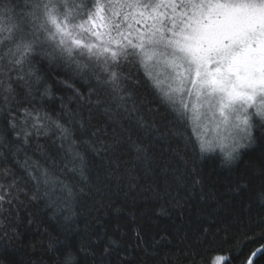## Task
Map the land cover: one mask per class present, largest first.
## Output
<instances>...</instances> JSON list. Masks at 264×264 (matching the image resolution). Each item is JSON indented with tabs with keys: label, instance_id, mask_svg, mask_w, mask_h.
I'll use <instances>...</instances> for the list:
<instances>
[{
	"label": "snow or ice",
	"instance_id": "snow-or-ice-1",
	"mask_svg": "<svg viewBox=\"0 0 264 264\" xmlns=\"http://www.w3.org/2000/svg\"><path fill=\"white\" fill-rule=\"evenodd\" d=\"M43 65L68 74L60 83L75 108L63 96L55 115L46 107L54 92ZM141 76L152 99L138 92ZM77 79L89 85L87 95L74 86ZM161 107L167 122L157 119ZM93 113L104 119L93 123ZM258 143L264 0H0V240L17 233L22 195L48 208L81 194L107 196L118 174L126 173L131 187L138 168L153 172L150 149L157 146L170 158L160 171L171 170L191 190L203 180L195 161L189 169V152L203 159L219 148L231 168ZM90 157L99 160L94 177ZM255 168L264 178V154ZM248 189L247 182L230 188L238 195ZM169 194L166 187L157 195ZM254 195L264 202V187ZM236 223L246 229L244 239L259 244L241 264H264V215L237 216ZM210 235L204 228L194 243ZM104 239L81 238L85 264H131L119 241ZM185 239L173 245L161 237L153 264H203ZM163 241L167 251L156 248ZM55 244L49 239V250ZM226 259L216 255L212 264ZM60 264H79L76 252H65Z\"/></svg>",
	"mask_w": 264,
	"mask_h": 264
},
{
	"label": "trees",
	"instance_id": "trees-1",
	"mask_svg": "<svg viewBox=\"0 0 264 264\" xmlns=\"http://www.w3.org/2000/svg\"><path fill=\"white\" fill-rule=\"evenodd\" d=\"M43 68L46 80L54 92L53 98L45 101L46 107L55 115L60 111L58 98L63 96L65 102L75 108L76 102L67 99L72 95L71 90L60 83L68 78V74H57L56 70L49 69L47 65H43ZM131 71L136 73L135 69ZM140 80L139 94L152 99L142 76ZM74 86L87 95V83L77 79ZM103 119L99 113H93V123ZM157 119L167 122L171 116L161 107ZM150 151L155 155V170L145 174L142 167L138 168V179L131 187L126 173L123 179L118 174L111 180L107 196L81 194L74 200L69 199L66 205L48 208L43 202H33L22 195L24 203L20 205L17 233L13 235L9 232V238L0 240V264H60L68 250L76 252L79 264H85L79 247L81 238L86 234L91 236L90 243L96 236L104 237V243L107 237L116 239L120 244L121 255H127L131 264H139L141 257L146 264H153V245L164 236L173 245L186 237L184 244L193 245L198 258L203 259V264H212L216 255L228 257L221 264H241L245 256L259 246L243 238L246 229L238 226L236 220L237 216L246 219L249 214L253 217L264 215V202L254 195L264 187V178L255 168L264 154V143H258L247 150L241 162L231 168L222 165L218 149L203 159L189 152L188 167L191 169L195 161L196 170L203 180L202 185L191 190L190 185L177 184L171 170L167 174L160 171L170 159L167 153L161 155L159 146ZM132 155L134 152L129 150L128 158ZM90 163L92 169L89 175L94 177L99 160L90 157ZM68 179L77 188L84 187L86 192L89 190L79 177L69 175ZM237 182H247L248 191L239 195L231 191V186ZM166 187L170 194L158 196ZM29 219L31 224L28 223ZM204 228H208L211 233L207 242L194 243ZM49 239L56 241L52 250L48 248ZM237 241L240 242L239 247ZM5 244L7 250L3 247ZM170 247L167 241L156 245L157 249L163 248L165 251ZM96 250L100 251V248Z\"/></svg>",
	"mask_w": 264,
	"mask_h": 264
},
{
	"label": "rangeland",
	"instance_id": "rangeland-1",
	"mask_svg": "<svg viewBox=\"0 0 264 264\" xmlns=\"http://www.w3.org/2000/svg\"><path fill=\"white\" fill-rule=\"evenodd\" d=\"M218 150H220L219 148H217Z\"/></svg>",
	"mask_w": 264,
	"mask_h": 264
}]
</instances>
